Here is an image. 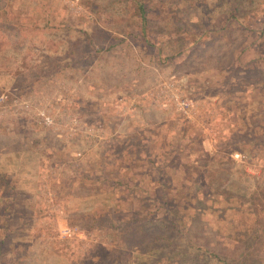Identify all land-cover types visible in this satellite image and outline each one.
<instances>
[{"label": "rangeland", "instance_id": "1", "mask_svg": "<svg viewBox=\"0 0 264 264\" xmlns=\"http://www.w3.org/2000/svg\"><path fill=\"white\" fill-rule=\"evenodd\" d=\"M207 1L192 0L198 4L195 8L188 2L157 16L164 4L156 0L153 28L158 29L156 25L167 12L169 16L189 18ZM8 3L11 5L7 7ZM125 3L126 0H90V9L83 0H0V9H7L6 16L0 12V94L6 97L0 108V172L15 184L9 221L14 218L20 224L19 230H25L14 249L27 246L26 252H33L26 264H101L100 256L111 246H121L127 230V225L122 229L119 224L107 226L101 217L104 209L121 204L124 198L127 202L130 192L137 191L133 183L138 182L140 190L152 191L156 169L166 167L164 160L172 154L168 146L177 141L187 143V134L192 132L190 138L195 136L196 147L208 153L225 152L236 164L232 168L231 162L208 163V172L214 179L211 185L227 194L216 198L203 191L187 199L184 217L174 213L169 218L161 215L164 210L146 208L154 212L143 220L151 223L148 229L157 234L164 227L165 236L176 241L177 246L155 248L145 257L158 258L167 251L164 256L174 258L189 243L191 248L182 262L178 263L176 257L171 264H264V72L238 70V65L230 61L232 48L240 40L236 32L231 31L230 39H209L206 45L187 53L168 50V58H163L160 65L152 45L142 47L132 41L135 61L127 60V46L114 40L111 45L115 52L103 53L98 63L97 56L101 54L92 56L85 66L92 65L85 70L76 60L73 67L61 66L69 55L60 52L65 43H50L51 48H45L44 41L53 30L65 40L66 35L84 39L86 31L91 43L104 35L100 29L117 33L113 23L123 15ZM4 17L12 25H17L14 21L20 18L23 26L17 27L24 28L11 27L2 22ZM49 17L66 22L71 29L66 33V29L58 27L27 28L30 20L43 24ZM21 34L33 43L25 60L34 65L33 72L37 74L24 73L25 68L23 74L12 72L13 53L14 57L18 50L20 54L28 43H21ZM150 37L159 43L162 36ZM128 38L133 40L132 36ZM86 40H80L77 46L86 44ZM179 43L173 40V44ZM43 50L47 52L45 56H41ZM144 54L158 66L139 63ZM240 55L243 65L256 57L251 49ZM106 66L112 70L108 76L102 72ZM167 81H172L174 88L164 93L161 83ZM176 92L191 99L186 115L174 107L170 94ZM23 99L30 103L27 112L20 108ZM155 99L162 104H155ZM40 109L52 117V124L38 122ZM235 109L237 114L233 113ZM243 115L246 118L241 119ZM249 139L254 142L249 149L228 151L230 144ZM119 150L127 153L125 162H116ZM143 152L155 161L154 168L147 167ZM232 152L244 156L234 157ZM139 155L143 160L135 165L133 159ZM164 174V186H170V171ZM85 186L91 192H85ZM143 201L148 203L146 199L139 204ZM173 225L180 227L181 240L173 238ZM194 249L204 255L198 257Z\"/></svg>", "mask_w": 264, "mask_h": 264}, {"label": "trees", "instance_id": "2", "mask_svg": "<svg viewBox=\"0 0 264 264\" xmlns=\"http://www.w3.org/2000/svg\"><path fill=\"white\" fill-rule=\"evenodd\" d=\"M89 1L90 0H83V3L90 6V9H92L93 5H89ZM158 1L164 5L161 7V11L157 16H160L162 11L168 10L170 12L177 6H180V4L184 7L188 2L189 6H192L193 8L198 6V4L192 2V0H182V3L180 0ZM154 2H156V0H126L125 6L123 7V15L118 17L116 21L118 23H113L117 33L112 34L109 33V31H102L99 28L100 30L98 31L103 32L104 35H101L100 39H96L91 43L90 34L83 31L84 39H87L86 44L77 46L79 45L80 40H84L81 39L79 35H73L72 37H67L66 35L65 38L67 39L65 40L60 36V33L57 30H53L49 32V37L44 41L45 48H51V45L56 44L57 42H62V44L65 43L66 45L63 44L61 46L63 49L60 50V52L63 51L69 55L61 66L63 68H70L73 67L76 61H78L79 66H82L80 69L85 70L87 66L90 67V65H92L85 66V64L90 63L92 56L101 54L97 56L98 59L105 52H115L112 51L113 46L111 45L114 40L127 46L128 57H126V55L124 57L127 60L130 59L132 62L135 61L133 59L136 54L131 50V44L132 42H135L137 46L141 45L142 47L152 45L155 50V57L156 59L159 58L157 62H159L160 65L163 58H168V50L170 51L174 49L176 54L180 51H186L187 53L190 49L194 50L206 45L209 39L215 37H229L230 39V33L233 31L240 36V40L236 43V46L232 48L230 61H232L235 66L238 65V70L245 71V69L249 68L248 70H250V72H252L253 69H259L260 72H264V0H208L205 3H201V7L196 8L195 13L189 18L187 17L188 15H186L185 19L184 17L177 18L175 16H169L167 15V12L165 14L166 17L156 25L158 27L156 30L153 28V21L157 20L154 18L156 15L153 14ZM10 5L11 4L8 3L7 7ZM94 7H96V5ZM0 12L6 16V7L1 8ZM1 20L4 23L5 21L8 23L10 21L6 17ZM30 21L27 24V28L31 29H37L44 26L47 28L58 27L59 29H66V33L68 31L67 29H71V25L66 22H61L60 20L52 19L51 17L46 18L43 24L34 22V20L32 22ZM175 21H181L182 23L174 24ZM23 22L24 21L20 18L14 21V23L21 26H23ZM17 25L10 24L11 27H15L16 29L24 28L17 27ZM4 27L6 28L8 26L4 25ZM150 34H160L162 36L160 42L158 43L154 41V38L150 37ZM130 36H132L133 40L128 38ZM20 38L21 43L26 40L28 43L25 47L26 49L23 52H20V54L18 52L19 50L16 52L15 57L13 53L14 65L12 72L14 74H23L25 68L24 73L27 71L32 74H37V71L33 72L34 65L30 66V63L28 64V61L25 60L27 55L26 52L34 48L32 45L33 43H30L29 39H25L23 34L20 35ZM170 39L172 41L168 42ZM173 40L180 41V43L175 45L173 44ZM67 43L69 45H67ZM248 49H251L254 55L256 54V57L246 62L245 64L247 65H243L244 61L240 54ZM46 54L47 52L45 50L41 52V56H45ZM184 55L185 54L183 53V56ZM141 57L142 60L139 61V63H147V65L156 64V66H158V64L151 60L152 58L148 55L144 54L141 55ZM98 62L99 59L97 60V63ZM122 63L125 65L124 62ZM107 68L108 67L106 66L102 69V72H105V75L108 76L107 73H112V70ZM259 82L260 81L254 83L259 84ZM238 128L241 129V127ZM243 129L244 125L242 126V130ZM191 133L187 134V143L182 144L177 141L176 145H172V147L168 146L169 152L172 154H169V157H167L168 159L165 158L164 160L166 167L164 166L156 169L158 173L156 172L155 177L151 180V183L155 184L152 191H144L145 188L140 190L138 182L133 183V186L137 191L134 190L130 192V197L127 202L124 198L121 204L110 207L108 206L106 207L107 209H104L101 217L107 221V226L112 225L116 227L119 224L120 229H122L123 226L127 225V230L126 232H123L126 236L125 238H122L121 242L123 243H121V246H111L106 250L107 253L100 256L99 260L101 261V264H127L129 261L135 262V264H139L140 262V264H171V260H175L176 257H179L177 262L181 263L183 257L188 254L191 244L188 243V245L185 246L183 243H179L181 247L185 246L183 248V251H185L174 258L171 255L164 256L167 251H162L158 258L155 257L154 259H150L151 257H145L148 251H154V249H158V247L167 250L170 245L172 247L177 246V242L169 240L165 236V231L163 230L164 227H161L156 234L155 231L148 229L151 223H146V221L143 220L149 218L152 216L151 214L154 213L153 210L148 211L146 209L148 207L150 209L155 207V211L158 209L164 210L161 213L164 212L165 214H160L166 215L169 218H171L169 215H172L173 217L175 215L174 213H177L176 215L179 217H184L187 213V205L185 204L186 200L192 197H197V195L199 193L202 194L203 191H206L208 196H212L213 194H215V196L217 195L216 198H218V196H226L227 192L218 190V187L211 185L214 179L211 177V173L208 172V163L214 160L225 161L228 164L231 162L233 165L232 168H234L236 164H234L233 159H230L225 152L208 153L207 151H203L201 147H196V144L194 143L196 142V139H194L195 136L190 138ZM120 145H122V143H120ZM253 145L254 142L252 139L242 140L230 144L228 146V151L237 149L239 152H243V148L247 147L249 149ZM118 152H120V150ZM121 152L116 156L117 163L125 162L124 158L127 153L125 151ZM139 154L142 156L141 153ZM140 155L133 159L135 160V165L137 161L143 160L142 157H144L145 161H148L147 167L149 168V166H152V168H154L155 161L149 159L148 154L146 155L143 152V156L141 157ZM138 166L140 165L138 164ZM166 170L170 171V174L167 175V178L169 177V180L171 179L169 181V184H171L170 186H164L166 183H163L164 180L161 179V177L165 175L164 171L166 172ZM100 173L101 171H99L97 177ZM14 188L15 184L12 183L10 176L0 172V198L3 197V199L0 200V264H26L28 259L34 256L33 252H30V249L26 252L27 246L20 250L14 249L17 244L16 242H21L22 237L25 236V230H19V222L17 223L14 218L9 221V214L14 208V197L11 196ZM85 188V192H91V189H87L86 186ZM146 199L148 203L145 204L143 201L142 204H139L141 200ZM229 199H226L228 203ZM243 202L245 203L244 200ZM243 202L241 203L243 204ZM126 210H128V214L125 213ZM144 210L147 211L144 212ZM163 219H165V216ZM148 221L149 220H147V222ZM169 222L173 223L172 219L169 220ZM173 226L175 229L173 238L176 237L177 240H181L180 227H177V225ZM18 232H20V235H17ZM168 235L170 236V233ZM146 246H149L147 250L145 249ZM197 251L198 250L194 249L193 254H196L198 257L204 255L203 252ZM4 258H7V260L5 261ZM222 264L246 263L223 262Z\"/></svg>", "mask_w": 264, "mask_h": 264}, {"label": "built area", "instance_id": "3", "mask_svg": "<svg viewBox=\"0 0 264 264\" xmlns=\"http://www.w3.org/2000/svg\"><path fill=\"white\" fill-rule=\"evenodd\" d=\"M171 87L174 88L172 81H167V82L161 83V90L165 91L164 93H166V90H168ZM170 97L172 98L175 109L178 110L180 112V114L186 115L189 113V111L191 109V99L189 97H187L186 95H182L180 93L178 94V92L170 94ZM5 98L6 97L4 94H0V108L4 106ZM154 102L157 105L162 104V103H159V101H157V99H155ZM20 108L27 112V110L30 108L29 100L28 99L27 100L26 99L21 100L20 101ZM37 117H38V122H42L44 124H52V122H53L52 117L49 114L45 113L44 110H42V109L37 111ZM231 154L234 157L244 156V155L240 154L239 152H232Z\"/></svg>", "mask_w": 264, "mask_h": 264}, {"label": "crops", "instance_id": "4", "mask_svg": "<svg viewBox=\"0 0 264 264\" xmlns=\"http://www.w3.org/2000/svg\"><path fill=\"white\" fill-rule=\"evenodd\" d=\"M234 112H235L236 114L238 113V111H237L236 109H235V111H233V113H234ZM243 118H246V117L243 115V117H242L241 119H243ZM241 119H240V120H241Z\"/></svg>", "mask_w": 264, "mask_h": 264}]
</instances>
